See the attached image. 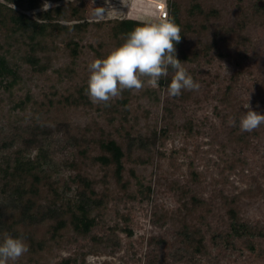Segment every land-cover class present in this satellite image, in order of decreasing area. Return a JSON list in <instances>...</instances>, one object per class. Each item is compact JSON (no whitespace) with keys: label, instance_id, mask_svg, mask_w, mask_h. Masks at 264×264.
<instances>
[{"label":"rangeland","instance_id":"1","mask_svg":"<svg viewBox=\"0 0 264 264\" xmlns=\"http://www.w3.org/2000/svg\"><path fill=\"white\" fill-rule=\"evenodd\" d=\"M154 1L0 0L46 25L34 67L29 40L0 24V54L19 75L0 83V165L19 156L42 176L30 211L0 178V236L29 246L16 264H264V125L238 127L247 102L264 114V0H167L200 89L169 97L170 69L154 87L93 104L88 64L127 36L114 19L145 22ZM110 138L124 150L121 178L99 158ZM83 203L95 219L87 233L71 223ZM233 210L251 233H234Z\"/></svg>","mask_w":264,"mask_h":264},{"label":"clouds","instance_id":"2","mask_svg":"<svg viewBox=\"0 0 264 264\" xmlns=\"http://www.w3.org/2000/svg\"><path fill=\"white\" fill-rule=\"evenodd\" d=\"M98 11L102 13L103 9ZM148 15L150 18L129 32L123 43L88 64L85 94L93 104L107 107L126 90L140 92L146 84L154 87L168 77L170 69L172 78L166 87L169 97L200 89V84L177 58L181 27L171 17ZM243 107L247 111L239 117L240 132L251 133L264 125V114L254 111L248 102ZM231 126L237 127L235 119ZM28 251L29 246L22 237H13L7 232L0 236V264H16Z\"/></svg>","mask_w":264,"mask_h":264},{"label":"trees","instance_id":"3","mask_svg":"<svg viewBox=\"0 0 264 264\" xmlns=\"http://www.w3.org/2000/svg\"><path fill=\"white\" fill-rule=\"evenodd\" d=\"M8 1L18 4H22L24 2V0ZM28 1L33 3L32 6L37 4V0ZM171 7V18H173L175 23L181 27L182 22L180 19V8L175 1L171 2ZM9 8L12 9L6 3L0 2V24H10L15 33H20L29 40L30 52L26 57V61H28L32 66L37 67L40 65L41 59L39 56H36L35 49L40 44L39 38L46 31V25L43 24V22L39 23L36 20H33L22 12L16 14L13 12L9 13V11H11ZM57 9H60V7ZM42 16L43 18H48L50 17V14L43 13ZM114 20L117 21L116 33H122L125 35L144 23L140 20L129 18H115ZM74 49V51H77L78 48L74 46ZM177 58L182 61L183 58H189V56L186 53L179 54L177 51ZM16 67V65H12L9 62L6 55L0 54V83H4L5 81V84L8 87L13 86L18 81L19 76ZM10 77L12 78L11 80L9 79ZM102 147L105 152L99 157L100 160L104 163L113 162L116 165V173L119 178H121L122 171L124 169L123 157L125 155L121 144L117 140L110 138L102 143ZM0 178L5 179L6 185L10 182L13 183V185L15 184V193L19 194L21 198L28 195V200L27 203H25V206L28 204V211H30L31 205L34 204V196H36L40 191L38 185L42 181L40 165L34 162L32 163L30 161H26L18 156L14 158L13 162H8L6 165H0ZM26 181L29 183L25 184ZM79 209L81 210L80 214H76L75 212L72 213L71 223L77 230L87 233L95 224V219L89 216L84 203L81 205L79 204ZM232 215L235 217L233 225L234 233L252 232V229L248 224L241 223L237 220L235 210H233ZM64 225L65 221L60 220L56 223L55 229L58 230Z\"/></svg>","mask_w":264,"mask_h":264},{"label":"built area","instance_id":"4","mask_svg":"<svg viewBox=\"0 0 264 264\" xmlns=\"http://www.w3.org/2000/svg\"><path fill=\"white\" fill-rule=\"evenodd\" d=\"M145 6H146L145 12L146 13L148 12V14L149 13H151L152 15L158 14V15L165 17V18L171 17L170 6H169V3L167 0H157V1H154L152 4L146 3ZM112 8H113V6L109 7L110 10H113ZM120 11H122V10H120ZM148 17H150V16L148 15Z\"/></svg>","mask_w":264,"mask_h":264}]
</instances>
